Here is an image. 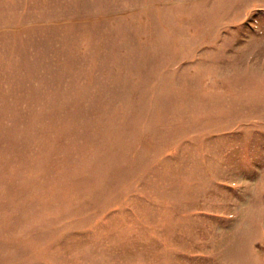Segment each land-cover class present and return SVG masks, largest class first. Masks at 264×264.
I'll use <instances>...</instances> for the list:
<instances>
[{"label":"rangeland","instance_id":"374dc122","mask_svg":"<svg viewBox=\"0 0 264 264\" xmlns=\"http://www.w3.org/2000/svg\"><path fill=\"white\" fill-rule=\"evenodd\" d=\"M0 264H264V0H0Z\"/></svg>","mask_w":264,"mask_h":264}]
</instances>
